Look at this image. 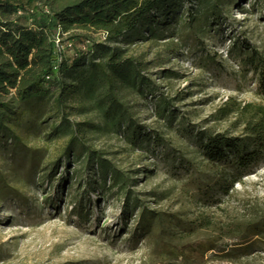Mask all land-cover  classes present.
<instances>
[{
    "label": "rangeland",
    "instance_id": "1",
    "mask_svg": "<svg viewBox=\"0 0 264 264\" xmlns=\"http://www.w3.org/2000/svg\"><path fill=\"white\" fill-rule=\"evenodd\" d=\"M197 1L165 0L110 46L144 63L152 85L126 95L134 126L122 135L92 132L66 155L62 114L103 129L98 114L78 99L62 111L50 88L11 101L0 131V264H264V152L246 168L235 154L216 165L203 156L216 136L256 150L245 129L264 108V0ZM18 18L33 31L51 25L58 62L105 45L103 34L61 39L32 9ZM96 156L113 169L105 180Z\"/></svg>",
    "mask_w": 264,
    "mask_h": 264
},
{
    "label": "trees",
    "instance_id": "2",
    "mask_svg": "<svg viewBox=\"0 0 264 264\" xmlns=\"http://www.w3.org/2000/svg\"><path fill=\"white\" fill-rule=\"evenodd\" d=\"M165 0H0V131L6 117L13 114L14 98L28 100L45 98L55 89V105L63 111L69 101L80 100L86 112L98 114L103 129L89 124L73 125L64 115L61 127L69 138L66 155L75 154L78 147L84 149L88 134L100 131L106 136H120L134 126L130 107L125 103L128 94L142 98L152 85L144 77V63L129 57L127 50L111 48L124 37L134 34L151 15L159 14V6ZM200 4L207 0H198ZM20 8L41 12L48 20H54L60 38L80 39L91 42L83 35L103 34L105 45H94L88 56L69 61L57 60L51 25L45 24L38 31L19 25ZM42 9V10H41ZM258 55L252 54L251 64L256 66ZM47 88H50L48 91ZM169 105L162 103L158 116L165 114ZM245 135L256 148L251 155L241 154L239 140L216 136L203 147V156L209 164H222L231 154L238 164L246 168L264 152V108L252 109ZM136 140H131L134 144ZM86 154L90 152L86 150ZM98 171L105 180L113 170L111 166L94 157ZM114 172V171H113ZM113 186L125 182L116 173ZM204 224H199L200 228Z\"/></svg>",
    "mask_w": 264,
    "mask_h": 264
}]
</instances>
